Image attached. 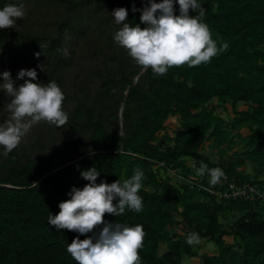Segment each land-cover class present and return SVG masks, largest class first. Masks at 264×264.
I'll use <instances>...</instances> for the list:
<instances>
[{
    "label": "trees",
    "instance_id": "obj_1",
    "mask_svg": "<svg viewBox=\"0 0 264 264\" xmlns=\"http://www.w3.org/2000/svg\"><path fill=\"white\" fill-rule=\"evenodd\" d=\"M15 2L0 0V6ZM22 2L27 17L15 28L0 29V72L9 70L16 80L19 69L33 67L35 82L55 81L65 94L62 107L69 120L63 128L43 123L72 137L66 143L49 139L46 153L27 151L22 143L8 155L0 148V264H77L66 247L78 234L55 230L47 217L59 211L71 186L88 183L80 171L92 166L100 171L97 183L126 179L137 167L144 171L142 212L104 214L110 222L143 226L141 264H182L185 257L199 264H264L263 204L218 198L168 172L176 169L205 186L223 188L210 185L207 172L199 174L202 161L209 169L222 168L228 181L264 186L263 179L239 169L245 161L264 169V0H203L212 38L218 46L228 42V49L208 63L173 66L158 77L150 68L142 71L113 40L120 26L111 11L125 7L130 24L143 28L140 12L131 8L147 0ZM174 8L178 14V5ZM227 104L230 119L216 113ZM171 116L182 125L173 134ZM233 136L244 141L243 160L223 165L202 151L211 144L226 154ZM80 137L86 141H77ZM230 213L237 214L232 221ZM193 232L213 242L216 251L186 243ZM85 235L91 233L79 238Z\"/></svg>",
    "mask_w": 264,
    "mask_h": 264
},
{
    "label": "clouds",
    "instance_id": "obj_2",
    "mask_svg": "<svg viewBox=\"0 0 264 264\" xmlns=\"http://www.w3.org/2000/svg\"><path fill=\"white\" fill-rule=\"evenodd\" d=\"M174 5H178V14ZM202 5L203 0H147L140 8L133 4L131 10L140 12L143 28L140 23L130 24L125 7L114 8L111 15L120 27L114 32L113 40L142 71L150 68L154 77L165 75L173 66L208 63L226 51L229 44L225 41L218 46L212 38L203 20L206 9ZM190 10L195 15H190ZM25 15L22 0L0 6V29L15 28ZM37 67L42 70L40 64ZM20 79L23 83L16 84ZM16 80L9 70L0 72V91L9 98L5 110L10 113V118L0 122L3 155L17 148L35 124L46 121L63 128L69 120L62 107L65 94L55 81L35 82L37 70L33 67L19 69ZM192 166L196 167L195 163ZM99 172L94 166L80 171V176L88 183L83 187L71 186L67 192L69 198L58 203L59 211L55 215L49 213L47 224L57 231L67 229L78 234L66 247L77 264H141L138 250L143 247V226L110 222L104 219V214L120 217L126 211L142 212L144 200L139 193L145 173L137 167L126 179L97 183ZM198 172L201 176L207 172L208 182L213 186L225 175L222 168L209 169L202 161ZM88 233L91 235L79 238ZM186 243L198 244V234L190 233Z\"/></svg>",
    "mask_w": 264,
    "mask_h": 264
},
{
    "label": "rangeland",
    "instance_id": "obj_3",
    "mask_svg": "<svg viewBox=\"0 0 264 264\" xmlns=\"http://www.w3.org/2000/svg\"><path fill=\"white\" fill-rule=\"evenodd\" d=\"M25 8L28 6L27 4L24 5ZM27 16L23 17L26 18ZM22 19L18 20V23H21ZM76 67H72V71ZM85 73H88L87 70ZM73 72L70 74L69 78L73 76ZM72 98L70 99L69 106L73 107L75 104V99L73 98V93ZM9 98L4 95L2 91H0V122L5 121L6 119L10 118V113H8L6 109V105L8 103ZM239 108H245V105L240 103ZM216 113L220 115L221 117L225 119H230L232 117V112L230 110V106L227 104V108L223 107H218L216 109ZM44 121H41L37 124H35L31 130L28 132V134L25 136V138L22 141L23 149H26L27 151H40V152H49V147H48V140L49 139H57L59 142L66 143L70 138L72 137L71 135L69 136L68 134H63L61 135L59 132L54 131L53 129L49 128L47 125L43 123ZM181 122L179 119L175 116H171L168 118V132L170 134H173L175 130L180 128ZM240 132H242L244 135L249 133V130L247 127H241ZM59 134V135H58ZM55 136V137H54ZM58 136V137H56ZM234 140V145L232 149L226 153V154H220L211 144H205L202 151L204 154H207L212 161H216L220 164L223 165H228L230 163H236L239 160H243V155L241 151L243 150V144L244 141L243 139H240V136H233ZM77 141L85 142L84 137H80ZM187 164L189 166L193 165V162L191 159H187ZM239 166V165H238ZM239 169L244 170L247 172L249 175L253 176L256 175L258 179H263L264 180V169L257 168L254 164H252L250 161H245L244 165L239 167ZM237 216L236 213H230L227 215L228 221H232L235 217ZM225 218V217H224ZM223 219V218H222ZM225 220V219H224ZM227 240H229L227 238ZM195 248L207 251L210 253H214L216 251V246L214 245L213 242L208 241L206 238L199 237V243L194 244ZM164 249V247H161V251ZM182 264H199V260L197 258H188L185 257L182 259Z\"/></svg>",
    "mask_w": 264,
    "mask_h": 264
},
{
    "label": "built area",
    "instance_id": "obj_4",
    "mask_svg": "<svg viewBox=\"0 0 264 264\" xmlns=\"http://www.w3.org/2000/svg\"><path fill=\"white\" fill-rule=\"evenodd\" d=\"M168 172L177 177L179 182L183 181L190 185H196L198 188L204 189L218 198H243L257 201L264 205V186L250 183L237 184L234 181H228L227 176L224 175L220 182V185L224 186L223 188L209 187L202 184L199 180L182 176L176 169H169Z\"/></svg>",
    "mask_w": 264,
    "mask_h": 264
}]
</instances>
